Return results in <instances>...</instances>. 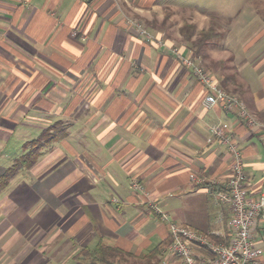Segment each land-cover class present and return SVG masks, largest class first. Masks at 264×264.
I'll return each instance as SVG.
<instances>
[{"label":"crops","instance_id":"crops-1","mask_svg":"<svg viewBox=\"0 0 264 264\" xmlns=\"http://www.w3.org/2000/svg\"><path fill=\"white\" fill-rule=\"evenodd\" d=\"M178 2L0 0V150L18 131L63 128L0 196V264H160L169 229L154 206L228 241L229 207L190 181L231 178L214 126L237 142L250 195L264 193L263 132L206 108L207 88L179 58L195 60L264 124V6L227 27L202 11L185 19L197 32L213 28L200 42L184 39L176 12L166 17Z\"/></svg>","mask_w":264,"mask_h":264},{"label":"built area","instance_id":"built-area-1","mask_svg":"<svg viewBox=\"0 0 264 264\" xmlns=\"http://www.w3.org/2000/svg\"><path fill=\"white\" fill-rule=\"evenodd\" d=\"M151 40V38H149ZM183 65L208 90L203 104L206 108L221 106L229 112H236L247 125L257 126L263 132L264 124L259 123L246 109L242 101L228 93L219 82L195 60L179 56ZM212 136L227 146L232 156V175L229 181L220 185L205 176L190 175L195 187H208L209 193L229 207L230 236L228 241H217L215 234L205 233L190 226L173 221L167 213L157 206L154 210L160 214L169 229V244L164 251L160 264H264V249L258 248L259 240L264 242V193L252 197L249 193V178L237 142L224 129L214 126ZM135 187L144 192L137 182ZM216 236V235H215Z\"/></svg>","mask_w":264,"mask_h":264},{"label":"rangeland","instance_id":"rangeland-1","mask_svg":"<svg viewBox=\"0 0 264 264\" xmlns=\"http://www.w3.org/2000/svg\"><path fill=\"white\" fill-rule=\"evenodd\" d=\"M191 1L193 0H179L177 4H173L174 9L168 8L166 10V17L168 18L169 22H171L170 20L173 16L172 14L176 12L178 17L172 18V22L179 24L180 30L186 24L193 25L196 28V25L186 21L185 19H188L193 15H200L199 13L202 12L208 17V22L211 23L212 26H214L213 24H215L216 22H219L221 26L227 27L229 25H235V23H238V21L240 20L246 22L247 17L250 16V12L254 9V6H264V1L261 0H197L198 2H196V0L195 2ZM262 17L264 18V11L262 12ZM255 25L256 24H254V21L248 24V29L246 28L248 32L247 35L254 33ZM237 29H239V27H237ZM38 137L39 136L35 137V134L33 133L26 138L22 136L18 131L11 138H9L6 143H4V147L0 150V176L9 167L13 166L17 159L20 158L21 155H23L25 151V144ZM14 178H12L11 181ZM3 193V191L0 192V196H2Z\"/></svg>","mask_w":264,"mask_h":264},{"label":"trees","instance_id":"trees-1","mask_svg":"<svg viewBox=\"0 0 264 264\" xmlns=\"http://www.w3.org/2000/svg\"><path fill=\"white\" fill-rule=\"evenodd\" d=\"M264 1V0H261ZM213 28H209L202 31H196V28L193 25L186 24L182 29L181 33L184 36V39L189 41L193 35L197 34L200 42L206 41L208 38H211L213 35ZM63 134V128L59 127V124L54 125L52 128L44 130L38 138L29 141L25 144V151L20 158L9 167L1 176H0V192L4 191L10 184L12 178H14L21 169H31L41 157L43 150L51 145L52 143L58 141V139ZM164 245L157 246L152 254H159L162 251ZM110 249L100 245L96 249L98 254L102 256L101 259H105L107 252ZM104 256V257H103ZM156 256V255H154Z\"/></svg>","mask_w":264,"mask_h":264}]
</instances>
